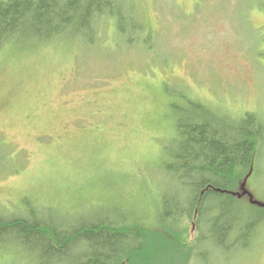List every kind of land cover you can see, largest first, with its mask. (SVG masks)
I'll return each mask as SVG.
<instances>
[{
	"label": "rangeland",
	"instance_id": "obj_1",
	"mask_svg": "<svg viewBox=\"0 0 264 264\" xmlns=\"http://www.w3.org/2000/svg\"><path fill=\"white\" fill-rule=\"evenodd\" d=\"M124 1V20L101 19L94 41L0 52V215L34 199L50 215L109 212L160 228L166 193L189 194L161 168L188 98L234 123L256 113L264 131V0ZM242 183L231 204L240 241L217 244L194 208L171 242L152 243L154 263L264 264V138ZM0 264L37 262L4 247Z\"/></svg>",
	"mask_w": 264,
	"mask_h": 264
},
{
	"label": "trees",
	"instance_id": "obj_2",
	"mask_svg": "<svg viewBox=\"0 0 264 264\" xmlns=\"http://www.w3.org/2000/svg\"><path fill=\"white\" fill-rule=\"evenodd\" d=\"M125 4L124 0H0V52L7 45L47 43L67 35L94 41L101 19L124 20ZM191 100L187 99L191 110L185 109L177 120L172 145L167 144L170 160L161 166L189 191L166 193L159 219L166 225H137L127 216L109 212L88 218L55 216L27 204L34 199L26 200L23 215H0V249L28 254L37 264H148L150 259L155 264L152 243L176 237L173 222L195 211L200 221L210 215L207 225L217 244L229 236L240 241L246 228H241L243 218L231 215L232 201L237 200L233 187L253 166L263 126L256 113L234 123Z\"/></svg>",
	"mask_w": 264,
	"mask_h": 264
},
{
	"label": "water",
	"instance_id": "obj_3",
	"mask_svg": "<svg viewBox=\"0 0 264 264\" xmlns=\"http://www.w3.org/2000/svg\"><path fill=\"white\" fill-rule=\"evenodd\" d=\"M245 182H247V177L244 179L242 185H241V188L244 186ZM243 189V188H242ZM243 194H246L248 193V191L246 189L243 190L242 192ZM238 196H241L240 194H238ZM252 202H255L254 200H252ZM255 203H257L258 205H261V206H264L263 203H259L258 201H256Z\"/></svg>",
	"mask_w": 264,
	"mask_h": 264
}]
</instances>
